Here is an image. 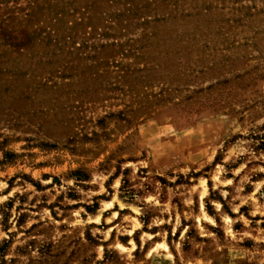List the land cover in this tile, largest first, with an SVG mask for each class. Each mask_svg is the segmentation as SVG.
<instances>
[{
  "label": "rangeland",
  "instance_id": "obj_1",
  "mask_svg": "<svg viewBox=\"0 0 264 264\" xmlns=\"http://www.w3.org/2000/svg\"><path fill=\"white\" fill-rule=\"evenodd\" d=\"M0 264H264V0H0Z\"/></svg>",
  "mask_w": 264,
  "mask_h": 264
}]
</instances>
